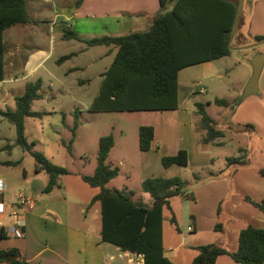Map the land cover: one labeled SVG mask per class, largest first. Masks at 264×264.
Wrapping results in <instances>:
<instances>
[{
  "label": "rangeland",
  "instance_id": "374dc122",
  "mask_svg": "<svg viewBox=\"0 0 264 264\" xmlns=\"http://www.w3.org/2000/svg\"><path fill=\"white\" fill-rule=\"evenodd\" d=\"M83 2L42 0L39 2V11L34 10L33 7L36 6L33 4L28 8L29 18L34 17L41 22L39 26H31L34 31L30 29L26 32L27 35L24 34L21 46L34 44L35 47L49 50L52 45L54 50L51 59L36 73L5 84L12 89L9 98L11 106L14 107L13 96L24 93L29 82L42 79L38 91L41 97L33 100L31 104V110L41 113V116H29L25 120V133L31 151L24 150L16 143L14 123L7 118L0 121V171L8 176L9 193L16 196L24 192L35 194V199L48 198L50 194L37 192L40 187L39 180L32 184L33 188L30 183L35 174L32 152H41L51 162L67 168L70 172L61 175V185L55 187L51 194L65 201L71 215L84 209L88 211L92 224H100V214L96 212L99 204L89 207L98 188L90 186L81 176L94 174L98 163L100 137L111 134L114 148L106 162L112 167H118L119 174L106 187L112 190H133L135 201L150 205L152 197L142 189L145 179L162 175L178 176L186 182L187 196L173 197L172 210H164L165 238L168 245L178 243L179 232L170 223L172 214L178 220L179 230L196 244L215 241L229 244L234 238L237 239L241 228L250 224L263 226L264 212L245 202L243 198L249 195L255 200L264 199V67L258 81L259 93L249 95L242 101L239 98L253 73L252 58L258 53L264 54V39L258 40V37L264 36V0H239L238 20L229 40L230 54L214 63L218 72L215 69L211 76L202 78L200 84L190 83L192 88L186 92L191 94L187 103L192 107L197 102L204 104L215 127L223 132V136L206 144L203 141L206 130L199 113L181 112L180 116H175L171 112L90 109L100 91L103 74L110 67L115 54L102 60L97 57V63L84 72L74 70L68 73L71 62L68 61L63 66H59L58 62L63 55L80 49V43L71 40L73 38H67V42L62 40L64 31L69 29L62 25V21L78 11ZM92 2L93 0H88V3ZM170 9L168 5L164 10ZM14 28H9L6 36ZM30 31L34 35V42L26 38ZM106 46H99L97 50L102 52ZM6 47L8 49L7 42ZM92 52L98 55L96 47ZM81 55L79 59L84 63L94 57H90V51ZM12 74L18 75L19 68L9 72L7 77ZM189 81H192L191 78ZM216 98L225 99L228 104L218 105L215 103ZM76 112L79 114L78 136L70 151V127L75 122ZM63 113L66 116L65 122ZM144 121L154 122L152 125L158 128L159 134L165 136V146L173 149L181 145L189 150V164L172 165L171 169H167L163 166L157 149L148 153V150H141L139 127ZM5 161L15 164L8 165ZM42 176L47 178L45 173ZM192 194L194 198L190 197ZM217 207L220 209L218 214ZM191 214L198 218V226L193 231L188 228L194 226ZM214 224L223 226L224 234H217L211 226ZM180 261L177 264H184ZM218 264L239 263L228 259L227 262Z\"/></svg>",
  "mask_w": 264,
  "mask_h": 264
},
{
  "label": "trees",
  "instance_id": "16d2710c",
  "mask_svg": "<svg viewBox=\"0 0 264 264\" xmlns=\"http://www.w3.org/2000/svg\"><path fill=\"white\" fill-rule=\"evenodd\" d=\"M162 11L152 20L145 32H133L119 36H101L84 39L90 45H114L117 47L114 60L103 74L99 93L90 109L92 111H164L179 107V71L183 68L222 58L230 54L229 40L239 0H160ZM172 4L170 10H164ZM30 22L26 0H0V80L5 77L4 31L15 25ZM64 37L81 39L72 31L65 30ZM264 36L258 37V40ZM42 79L29 82L23 94L15 97V110H0V114L15 124L16 143L31 151L26 138L25 120L29 116H41L31 110L32 101L41 97L39 89ZM218 105L226 106L225 99H215ZM197 111L206 130L204 143H209L223 132L215 127L214 120L197 102ZM65 113L63 121L65 122ZM79 114L70 127L72 134L69 150L77 136ZM154 138V127H139L141 150H149ZM65 143V142H64ZM114 146V138L104 135L99 140L98 163L93 175L81 178L100 190L93 196L90 206L101 204L102 239L142 254L144 264H174L164 255L163 220L164 210H172L171 199L185 196L186 182L178 177H154L142 182V189L152 197L150 205L133 199V190H112L106 184L119 174L118 167H112L106 160ZM35 171L45 172L49 179L44 192L57 186L61 175L69 174L67 168L51 162L43 153L34 151ZM187 149L181 148L174 155L162 157L165 167L173 164L187 166ZM264 175V170H262ZM197 177L198 175L195 174ZM187 196V195H186ZM190 197L194 198L192 194ZM244 199L264 212V199L255 200L249 195ZM171 222L177 224L174 214ZM221 225H216L220 230ZM197 256L191 264H216L221 255H229L240 264H264V227L247 225L240 230L239 244L235 251L217 243L196 246ZM30 264L20 250L12 247L0 250V264Z\"/></svg>",
  "mask_w": 264,
  "mask_h": 264
},
{
  "label": "crops",
  "instance_id": "0c3cea01",
  "mask_svg": "<svg viewBox=\"0 0 264 264\" xmlns=\"http://www.w3.org/2000/svg\"><path fill=\"white\" fill-rule=\"evenodd\" d=\"M40 1L42 0H31L33 6H36V8L33 7L34 10H40ZM83 1L84 2L78 11L71 14L70 17H66V19L62 21V25H65V28L67 26V28L76 32L81 38L71 39L80 43V49H77V51H71L70 53L63 55L58 60L59 66L66 65L68 61L71 62V65H69L67 69L68 73H72L74 70L84 72L87 68H90L97 63V57H99L100 60L107 59L109 56L114 55L117 52V47L114 45H105L106 48H104L102 52L98 51V47H102L103 45H90L85 42L84 39H91L106 35L119 36L133 32L148 31L153 18L162 11L160 0H93L92 3H88V0ZM26 2L27 11L29 12L28 8L32 4H30L29 0H26ZM170 8H172V4H170ZM238 10L239 9L237 8L236 16L238 14ZM30 20V22L25 24H15L11 26L15 28L8 36H6V32L11 27L4 31L5 77L3 80H0V110L2 111H6L7 109L15 110V97L19 95L16 94L13 96L15 106H11L9 96L12 89L5 86V84L7 82L13 83L19 81L30 74L36 73L52 57V51L54 50L52 45L49 50L39 46L35 47L34 44H24V46H21L20 43L22 42L24 34L27 35L26 32L30 29H33L31 31H34V28L31 26H39V22H41L40 19H34V17ZM31 31L28 33L26 38H30L29 40L34 42V35L30 34ZM66 39L67 38L64 37L63 33L62 40L66 42L69 41ZM6 42L8 44V49L6 47ZM94 47H96L98 55H95L96 52H92ZM86 51H90L92 54L90 57H94L84 63L79 58L82 56L81 54ZM220 59L221 58L190 65L179 71V107L177 109L140 112H171V115L175 116H180L181 112H185L186 114H198L196 103H194L193 107L187 103L191 94L190 92L188 94L186 92L192 88H190V83L195 84L197 82L200 84L202 78L211 76L214 73L213 71L216 69L214 63L218 62ZM17 67L19 68V74H12L7 77L8 73L13 72ZM216 72H218L217 69ZM190 78L193 82L189 81ZM201 92H204V90H201ZM143 115H145V113ZM4 118L5 117L0 114V121ZM152 123L154 122L144 121L141 123V125H151L154 127V138L151 142V148L146 151L147 153L157 149L160 153V157L162 158L165 155H174L178 153L181 148H184L181 145H178L173 149L169 146H165V136L159 134L158 128L152 125ZM113 148L114 146L112 149ZM187 151L190 161V152L189 150ZM4 163L8 165L15 164L10 161H5ZM171 167L172 165L165 168L171 169ZM44 173L45 172L43 171H35L33 178L30 180L31 187L33 186V183L39 180L40 187L37 192L50 195L48 198L36 197L35 199V194L32 195L21 192L33 197L34 203L19 209L20 217L24 220L25 225L23 235L21 237H17L11 233L10 228L13 225L12 213L17 210L15 202L20 193L16 196L9 193L10 185L8 182V176H6L3 171H0V179L4 180L6 184V191L0 193V208L2 209V220L4 224L3 226H0V250L16 247L20 250L24 259L30 264H144V257L142 254H136L129 250H122L119 246L102 239V216L100 202L93 204H99L96 212L100 214L101 220L100 224L96 226L92 224L93 222L88 217V211L84 209L71 215L67 209L65 201L51 194L55 187L61 185L59 181L61 176L58 179L59 184L55 186L52 191L46 193L44 192V188L48 183L49 177L45 173L47 178H43L44 176L42 175H44ZM38 177L41 178L38 179ZM93 188H98V192L100 190L99 187ZM243 200L248 202L244 198ZM218 211L220 212V209L217 207V214ZM191 216L194 226H189L188 228L193 231L196 230L198 226V218L195 214H191ZM262 222H264V220ZM170 223L173 224L179 232L178 243L176 245H168L166 243L164 215V255L169 257L174 264H177L178 260H181L180 262L184 264H191L198 254L196 246L200 244L190 241L189 238L179 230V227L177 226L178 220L177 224L172 223L171 220ZM211 226L214 228L215 232L217 231V234H224L225 228L223 226H221L220 230H216V224ZM259 227H264V225ZM240 230L237 234V239L235 240L234 238L233 242L229 244L222 241H215L212 243L221 244L228 250L235 251L239 244ZM228 259L234 261L229 255H221L218 257L216 264L222 261L227 262Z\"/></svg>",
  "mask_w": 264,
  "mask_h": 264
},
{
  "label": "built area",
  "instance_id": "2783aa9c",
  "mask_svg": "<svg viewBox=\"0 0 264 264\" xmlns=\"http://www.w3.org/2000/svg\"><path fill=\"white\" fill-rule=\"evenodd\" d=\"M6 191V184L4 180L0 179V193H3ZM34 203L33 197L20 193L17 197V200L15 202V205L17 207V210H15L12 213L13 216V225L10 228L11 233H13L17 237H21L23 235L24 230V220L20 217L19 209L22 207H25L27 205H32ZM3 220H2V209L0 208V226H3ZM142 256V255H140Z\"/></svg>",
  "mask_w": 264,
  "mask_h": 264
},
{
  "label": "water",
  "instance_id": "95a60500",
  "mask_svg": "<svg viewBox=\"0 0 264 264\" xmlns=\"http://www.w3.org/2000/svg\"><path fill=\"white\" fill-rule=\"evenodd\" d=\"M170 1H174V0H170ZM238 15L239 14H237V16H236L231 36L235 30ZM251 65L253 67V73H252L251 78L249 79V82L247 83L246 87L244 88L243 93L239 98V101H242L244 98H246L249 95L259 93L258 81H259V77H260V74L262 72V69L264 67V54L263 53L256 54L251 60Z\"/></svg>",
  "mask_w": 264,
  "mask_h": 264
}]
</instances>
